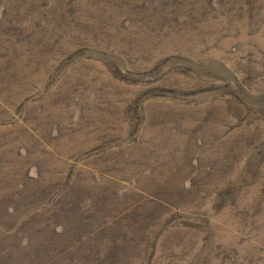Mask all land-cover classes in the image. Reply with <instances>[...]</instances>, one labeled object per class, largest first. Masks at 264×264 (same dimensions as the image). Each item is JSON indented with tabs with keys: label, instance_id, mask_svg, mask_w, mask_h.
<instances>
[{
	"label": "rangeland",
	"instance_id": "obj_1",
	"mask_svg": "<svg viewBox=\"0 0 264 264\" xmlns=\"http://www.w3.org/2000/svg\"><path fill=\"white\" fill-rule=\"evenodd\" d=\"M0 216V264H264V0H0Z\"/></svg>",
	"mask_w": 264,
	"mask_h": 264
},
{
	"label": "trees",
	"instance_id": "obj_2",
	"mask_svg": "<svg viewBox=\"0 0 264 264\" xmlns=\"http://www.w3.org/2000/svg\"><path fill=\"white\" fill-rule=\"evenodd\" d=\"M4 217L5 216H0V223H1V221L4 219ZM22 222V221H21ZM19 224H21L20 222H19ZM21 228H22V226L21 227H19V230H21ZM25 237V239H24V242H25V245H22V244H20L18 247H17V249H19V252L20 253H22V251L24 252V250H25V246L26 245H28L29 243H30V237H28V235H26V234H23ZM29 238V239H28ZM19 253V254H20ZM12 254V257H13V261H17L18 260V257H16V249L13 251V253H11ZM2 263L3 264H6V262L5 261H2ZM14 264H18V263H14ZM26 264H29V262L27 263L26 262ZM38 264H46V263H40V261H39V263ZM73 264V263H72Z\"/></svg>",
	"mask_w": 264,
	"mask_h": 264
}]
</instances>
